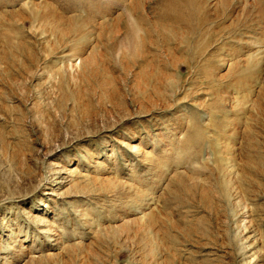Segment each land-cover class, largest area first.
<instances>
[{
    "label": "rangeland",
    "instance_id": "1",
    "mask_svg": "<svg viewBox=\"0 0 264 264\" xmlns=\"http://www.w3.org/2000/svg\"><path fill=\"white\" fill-rule=\"evenodd\" d=\"M0 264H264V0H0Z\"/></svg>",
    "mask_w": 264,
    "mask_h": 264
}]
</instances>
